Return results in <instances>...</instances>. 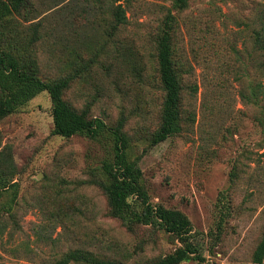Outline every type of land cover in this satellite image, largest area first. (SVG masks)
I'll return each instance as SVG.
<instances>
[{
	"label": "rangeland",
	"instance_id": "rangeland-1",
	"mask_svg": "<svg viewBox=\"0 0 264 264\" xmlns=\"http://www.w3.org/2000/svg\"><path fill=\"white\" fill-rule=\"evenodd\" d=\"M258 1L187 0L177 9L172 0H120L114 4H122L126 22L113 29L112 9L102 8L112 0H29L0 26V44L11 56H34L44 80L69 77L63 98L107 125L94 139L53 134L46 91L0 119V204L15 182L20 225L8 243L0 240V264H46L75 248L148 264L179 245L153 225L129 231L108 212L96 181L106 180L102 163L113 158L110 129L120 119L127 155L142 171L149 200L181 210L192 222L202 259L180 264H257L252 252L264 232V108L240 101L228 67L234 64L230 44L242 42L231 33L243 27L235 21ZM168 11L176 19L172 59L182 87L181 130L153 145L164 96L156 41ZM32 37L39 39L23 46ZM58 201L66 216L49 226L52 240L36 241L32 227L44 221L39 203L52 208Z\"/></svg>",
	"mask_w": 264,
	"mask_h": 264
},
{
	"label": "trees",
	"instance_id": "trees-1",
	"mask_svg": "<svg viewBox=\"0 0 264 264\" xmlns=\"http://www.w3.org/2000/svg\"><path fill=\"white\" fill-rule=\"evenodd\" d=\"M115 1L120 0H112L109 5H101L104 9H112L113 29L126 22L122 4H114ZM28 4L29 0H0V26L13 15L21 14ZM172 6L183 9L187 6V0H172ZM175 21V15L168 11L156 41L157 70L164 96L160 123L151 139L153 145L181 130L182 87L172 59V44L176 35ZM235 24L243 27L231 33L237 37L242 36V42L241 47H236L235 43L230 44V51L234 53V64H229L228 70H232L240 101L262 109L264 108V0L256 2L248 16L238 17ZM205 31L211 32L210 25L206 24ZM34 39L39 37H32L27 43L23 42V46L29 45ZM24 50L27 51V48L24 47ZM251 68L256 72L254 77L248 76L247 72L252 70ZM68 83L69 77L66 76L50 81L42 79L38 74L34 56L18 59L11 56L0 44V119L17 111L38 93L46 91L51 102L53 134L63 137L80 134L91 139L96 138L107 128V125L99 117L88 116L85 109L77 110L68 104L62 96ZM122 126L123 120L120 119L112 127L113 129H110L115 135L114 155L111 160L102 163L106 180L96 181L106 196L109 214L118 219L129 231L141 225H153L179 243L171 252L148 264H180L191 256L202 259L200 249L193 241L194 233L189 217L179 209L149 200L142 182V171L136 161L129 159L127 155ZM7 186L11 188L9 198L0 204V240L5 238V243H8L9 238L13 236L12 231L18 230L20 226L15 219L16 213L13 209V205L18 203L17 184L12 182ZM39 207L42 212L40 219L44 221L34 224L32 233L36 241L40 239L44 242L50 241L52 237L47 232L48 228L56 225L61 216H66L63 211L65 206L58 201L52 208L42 203H39ZM6 215L14 225L11 230ZM22 244L30 248L28 240H24ZM263 259L264 232L252 252L253 262L262 264ZM45 263L125 264L116 259L99 257L88 249L79 248L71 249Z\"/></svg>",
	"mask_w": 264,
	"mask_h": 264
}]
</instances>
